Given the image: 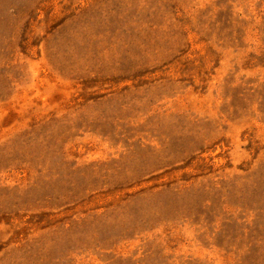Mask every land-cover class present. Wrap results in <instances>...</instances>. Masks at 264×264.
Wrapping results in <instances>:
<instances>
[{
    "label": "rangeland",
    "instance_id": "obj_1",
    "mask_svg": "<svg viewBox=\"0 0 264 264\" xmlns=\"http://www.w3.org/2000/svg\"><path fill=\"white\" fill-rule=\"evenodd\" d=\"M0 264H264V0H0Z\"/></svg>",
    "mask_w": 264,
    "mask_h": 264
}]
</instances>
